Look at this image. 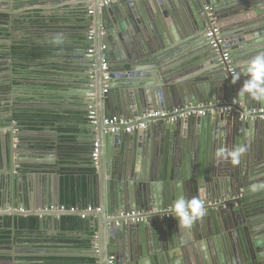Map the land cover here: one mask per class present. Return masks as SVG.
<instances>
[{"label": "water", "instance_id": "95a60500", "mask_svg": "<svg viewBox=\"0 0 264 264\" xmlns=\"http://www.w3.org/2000/svg\"><path fill=\"white\" fill-rule=\"evenodd\" d=\"M69 1L84 0H57L54 3L36 0L29 3V7H36L41 11L48 10L50 13L47 12L44 16L60 18L63 13L59 6H53ZM99 2L100 0H93L88 5L90 7L93 4V14L88 21L91 27L85 29L83 38L92 32L93 39L74 45L75 50L84 56L78 58L86 59V67L91 68L94 76L91 80L81 79L79 86L74 89L79 92L76 93L79 99L78 107L85 109L93 106L96 112V123H88L86 126L91 135L83 144L93 151L88 153L89 157L97 155L96 162L88 166L92 170L91 187L95 197L92 204L97 211L92 214L77 210L60 213L46 211L42 207L32 211H20L9 205L0 209V216L33 217L41 225L50 218L58 220L62 216H84L82 219L94 217L97 249H90L85 253L96 258L97 264H108L110 257L114 258V264H147V260L152 264H182L179 261L182 256L176 251L172 256L178 258L177 261H170L167 259L169 256L151 252L147 235L148 225H151L148 221L150 219L133 221L120 215L140 211L154 214L155 211L172 208L178 197L191 199L202 195L203 199H208L212 194L213 200L219 203H212L210 207L216 208L220 215L213 230L203 227V230L197 232L199 228L196 222L191 229L180 230L177 220L172 216L173 211L168 218L159 213L164 223L168 221L171 228L175 227L178 231L190 235L189 241L183 243L178 237L176 244L172 246L185 248L190 241L205 240V244H213L215 262L211 264H264V226L257 229L261 234L254 235V230H250L254 226L252 223L264 216V191L257 192L254 198L258 199L251 202L248 200L247 203L244 198L239 197L240 189L243 190L242 182L253 178V170H264V119L257 116L253 120L249 118L250 111L264 108V102L248 99L238 103L235 100L237 92L246 77L241 74L240 80L233 84L235 75L230 74V70L236 73L240 71L243 62L258 53H264V0H140L112 3L104 7H99ZM46 4L49 8H43ZM3 5L9 12V3ZM205 7H210L211 10L206 12ZM142 9H147V16L142 17L139 14ZM208 14L215 19L214 22L220 29L230 63L219 61L223 48L215 50L205 38L212 24ZM61 27L62 25H59L58 28ZM90 48H93L94 54L87 57ZM191 49L197 50L189 52ZM172 59L176 60L175 63L168 64ZM102 60L109 65L107 73L110 74V80L106 93H103ZM178 79L185 82V85H176L178 82L174 81ZM115 83L118 92L114 97L107 96L108 90L114 88ZM162 85L167 86V89L164 90ZM88 95L93 99H89ZM218 100L223 102V106L232 108V113L220 111L222 107L217 106ZM200 104L207 106L205 116L181 117L185 112L170 115L175 110L194 108L201 106ZM58 106L63 110V103ZM150 109L164 111L168 115L163 119L149 120L152 122L149 129L138 133L137 136L129 134L134 136H130L126 143L121 139L129 135L111 134L102 124L104 118L112 117L135 120ZM62 112L59 111V114ZM241 114L244 115L243 120L238 119ZM52 117L57 123H61L57 115ZM170 119L172 121H168ZM49 129L50 132L54 131L51 125ZM57 138H60V135H57ZM12 139L14 137L9 141V153L5 151L2 157L6 166L9 160L10 168L17 165ZM203 144L211 147L210 167L213 166L217 170V179L222 178L218 183L208 181L215 185L211 192L203 184L207 181H198L193 174H183L179 168H174L173 172L169 170L171 164L178 166L184 152L189 148L196 153L191 159H194L198 166L201 165L202 156L208 155L203 151ZM120 145L123 148H120ZM221 146H243L245 152L240 163L233 166L217 159L215 153ZM60 148L58 141L53 145L51 154L61 158ZM110 155L118 160H114L113 170L109 172L105 171L103 162L105 157ZM162 156L164 165H168L167 168H163L159 160L156 161V158ZM144 158L153 161L152 165L144 166L148 171L141 175L140 165ZM151 175L159 181L160 188L149 187ZM174 179L184 180V186L179 188ZM248 194L250 192L245 195ZM230 215L234 220V233L242 240L241 249L237 254L232 253V257H228L226 251H220V242L223 239L221 235L224 232L222 224L227 225L225 219ZM226 228L229 229L228 226ZM48 252L37 251V254L39 257H46ZM70 254L72 253L60 249L50 251L52 257ZM191 259L194 261V256L186 257L187 262ZM13 262L17 264L16 260ZM188 264L208 263L202 255L200 261Z\"/></svg>", "mask_w": 264, "mask_h": 264}, {"label": "crops", "instance_id": "0c3cea01", "mask_svg": "<svg viewBox=\"0 0 264 264\" xmlns=\"http://www.w3.org/2000/svg\"><path fill=\"white\" fill-rule=\"evenodd\" d=\"M34 1L36 0H7V2L0 0V8L3 9V11L0 12V198H5L4 205L7 207L10 205V202L11 205L15 206V208L20 211H32L40 209L41 207L43 209H48V207L50 208L56 205L62 206L60 198L62 190L60 180H64V178L71 179L72 176L73 178L85 176L86 171H92L88 168V166L91 163L96 162V160L93 161L92 156L89 157L88 155L89 152L90 154L93 153L92 149L83 144L85 139L91 135V132L86 129V126L88 123H92L88 119V114L90 107L93 106H88L85 109L81 107L79 108V99L76 94L79 92L78 90L74 89L79 86L81 79L88 78L91 80L94 78L91 68L88 66L86 67V59L82 60V58H78L79 56L83 55L76 51V46H74L75 44L81 42L87 43L93 39V37L91 40L88 39L90 32L88 34L86 32V38H83L85 29L87 27H91V24L88 23L90 16L86 12L89 2L93 0H84L80 2L69 1L54 5L53 7L59 6L61 12L63 14H67L65 16L81 11L82 13L85 12L84 22L80 31H75L72 28L75 26L78 27L81 25V23H77V18L70 17V24H61L62 27L60 29L56 28L54 31L51 30L44 33L43 30L40 32L42 36H45L44 39L42 38L41 40L36 39V33H34V30L30 28L28 23L21 22L22 20H27L30 18L34 11L41 12L42 16H44V14L47 15V12L50 13L48 10L41 11L40 9H36V7H29V3ZM39 1H52V3H54L57 0ZM131 1L139 2L140 0ZM123 2H125V0H118L116 4ZM3 3H9V12L6 11L7 7H5ZM43 8H49V6L46 4L43 6ZM263 13L264 12H262V14ZM139 14L142 17L147 16V9H142ZM30 33L32 35H30ZM58 35L62 37L61 43L54 42ZM30 40L31 45L39 43V40L43 42H46V40L49 41V48H44L42 50L47 52V54L49 52L43 61L34 60L32 65L24 68L19 66L20 62L14 61V59H10L8 57H3L8 51L7 48H10L14 45L26 46L27 42ZM196 50L197 49H191L188 51L195 52ZM175 61L176 60L174 59L169 60L168 64H174ZM116 72L121 74V72ZM9 74H14V76L16 75L13 79L14 85L16 87H12L11 89L5 86L6 83L4 80L6 75ZM144 76H146V73ZM53 83L59 84L60 87L58 89L51 87ZM174 83H176L178 86L185 85V82L183 83L180 81V79L175 80ZM113 86L114 88L108 90L107 96L111 95L114 97L118 92L117 83H115ZM162 87L164 90L167 89V86L165 85H162ZM87 97H89V99H93L91 98V95H88ZM12 98L16 99L21 104H25L26 102L29 104L36 103L37 108L26 109L28 111L27 115H34L36 110L43 112L41 116L44 119L50 118L52 115H57L61 121V125L69 126L71 129L75 130L73 135L64 137L58 132H50L49 126L51 124L50 120L48 119V123L40 130H30L20 125L16 121V116H18L20 113L24 114V108H19L16 115L10 118V114L8 113V104ZM60 103H63V110L59 109L60 107L58 105ZM90 103L93 102L90 101ZM217 104L219 107L220 105H223V102L218 100ZM200 105H203L202 107H207L204 106L205 104ZM150 110L157 111L153 109ZM58 111H63V115L61 114V116ZM83 113L85 115H83ZM9 130L12 132H9ZM133 134H136L137 136L138 133ZM12 135L14 137V139H12V144H14L12 149H14L16 152L14 157L17 158L15 162L17 165H15L14 168L9 167V160L7 166L2 160L4 152L6 151L9 153L8 146L9 141H11V138H13L11 137ZM57 135H60V138H57ZM155 135L157 134L155 133ZM130 136L134 135H129L128 137H124V139L121 140L126 143ZM58 141L61 144V152H59L61 154V158H56L51 154L53 145L58 143ZM120 148H123V146L120 145ZM202 148L203 151L208 153V155L202 156L201 165L198 166L194 159H191V156L193 155V157H195L196 153L192 148H189L187 152H184L182 161L179 162L178 166L171 164L169 170L170 172H173L174 168H179L180 172L183 174H193L192 176H195L198 181H207L203 184H205L208 188V191L211 192L213 186L215 185H213L211 182L208 183V181L213 180V182L218 183L220 180H222V178L217 179V170L215 167L213 168V166L210 167L211 162L209 161V156L212 154L211 147L205 146L203 144ZM7 155L9 156V154ZM162 158L163 156L159 159L156 158V161L159 160L161 166L163 168H167L168 165H164ZM114 160L116 162L118 158L111 155L109 157H105V161L103 162L105 171L108 170L110 172L113 170V165H115L113 164ZM151 161L150 158H144L142 160L139 171V173H142L141 175H144L145 172L148 171L147 169H144V166L152 165ZM244 165L247 166V164ZM253 171V178H249L250 180L246 179L247 181H245V183L242 182L243 190L240 189L241 196L239 197L244 198L245 203L249 202L248 200L251 202L252 200L254 201L258 199L254 198L255 195L258 194L257 192L245 195L247 192H249V185L256 182H264V170H261V172H258L257 170ZM205 176L207 178L210 177L211 179H207ZM248 177H250V174ZM224 180L227 179L224 178ZM149 182L150 188H160L161 186L159 181L153 175H151ZM174 183L179 184V188H182L185 184V181L174 179ZM92 185L93 183L88 184V197L86 196V202L84 200L80 202L77 201L75 206L76 209L72 210H77L88 214H92L94 211H97V208L92 204L95 202L94 192H92L91 187ZM76 187L77 186L75 185L74 189ZM207 188L205 191H207ZM262 191L264 190L258 192L262 193ZM207 194L209 195V193ZM211 195L212 194L208 196V199H204L205 208L207 207L206 215L196 221V224L199 228L196 230L197 232L203 230V227H209L213 230L216 228L215 226L218 223L217 219H220V215L217 213L218 210L216 208L210 207L212 203H214V205L219 203L213 200ZM262 195H264V192ZM6 200L9 202L7 203ZM90 208L91 211H89ZM170 210L173 211V208H168L163 211H155L154 214L147 211H140L143 213V220L148 218L150 219L148 221L151 222V225H148L147 233L149 238L148 242L151 246V252L154 254H161V256L165 255V257L169 256L167 259L170 261H177L178 258L172 256L173 252L176 251L180 256H182L179 259L182 264L198 262L201 260L202 255H204V259L208 264H211L213 261L215 262L213 244L209 243L212 246L211 247L210 245L205 244V240H195L194 238L195 241H190L189 245L185 248L172 246L176 244L178 237L183 243L186 240L189 241L190 235L188 233H182L178 231L175 227L171 228V225L168 221L164 223L162 216L159 213L163 212V214L166 215V212ZM157 215L159 216L157 217ZM80 218L82 219V217ZM82 220L84 222V226L82 228H80L78 231L65 232L60 237H58V231L56 230L60 220H54V218L46 220V227H53L54 229L48 228L49 232L45 230L40 231V235L42 236L49 233L52 236V242L49 244L41 243V240L36 239L31 234H22L19 236V238H17V240H15V242L13 241L11 244L10 242L8 244H0V264H14L13 260H16L17 264H47L45 260L51 262L53 259H61L63 260L61 261L63 264L67 263L65 262L67 259L81 260L84 264H97L95 262L96 258H92V255L85 253L90 249H97V247L93 248L95 246L94 243H97V235L95 230L96 220L94 217H88V219L86 218ZM221 221L223 222L222 218ZM225 221L227 223L226 226H228L229 229H227L226 226L222 224L224 232H222L221 235L223 238L220 242V244H222L221 250L219 248L217 249H219L221 252L226 251L227 256L232 257V253L237 254V251L241 249L240 245H242V240L234 233V220H232L231 215L226 218ZM252 225L254 226L250 230H254V235L261 234L259 231H257V229L259 227L261 228V226H264V216L259 218L258 221L252 223ZM90 232H94V235L91 238V248L87 250V248L81 244V241L89 239ZM255 239L258 240L259 238ZM208 241L210 242V240ZM56 249H60V251L72 254L62 255L60 257H52L50 255V251ZM44 250L49 251L47 255L45 254L46 257H39L37 251ZM187 256H194V261L191 259L189 262H187ZM67 264L71 263L68 262ZM147 264L152 263L150 260H147Z\"/></svg>", "mask_w": 264, "mask_h": 264}, {"label": "trees", "instance_id": "16d2710c", "mask_svg": "<svg viewBox=\"0 0 264 264\" xmlns=\"http://www.w3.org/2000/svg\"><path fill=\"white\" fill-rule=\"evenodd\" d=\"M87 13V12H86ZM84 14L85 12H77L73 13L71 15L65 16L67 14H63L62 17L58 18L57 16H51L49 18L44 17L41 15V12L34 11L30 18L27 20H22L21 22H26L29 24L30 28L34 30V33H36L35 36H37L36 39H41L43 36L40 34V32L43 31L44 28H46L48 31H54L56 28L59 27L61 24H70L69 21H71L70 17L77 18V23L79 25L78 27H73V30L80 31L82 24L84 22ZM71 31V29H70ZM32 33V32H31ZM30 33V35H32ZM31 40L27 42V45H14L10 48H7L8 51L4 54L3 57H8L10 59H14V61L20 62L19 66L27 68L28 66L32 65L34 63V60H40L43 61L45 59V56L47 52H44L39 49V46L37 44L31 45ZM57 67V66H54ZM51 87L58 89L60 87L59 84L53 83ZM59 112V111H58ZM24 114H18L16 116V121L24 126L27 129L30 130H40L42 129L47 123L48 120H50V124L53 127V130L55 132H58L59 134L65 136L73 135L74 129H71L69 126L61 125V123H57L56 119H53L54 117H50L47 119L42 118V111L39 112V110L35 111L34 115H27L28 111L24 109ZM54 114V113H53ZM69 114V113H66ZM65 114V115H66ZM63 115V113H62ZM61 115V116H62ZM56 118V117H55ZM92 171L88 170L85 173V176L80 177H74L72 176L71 179H61V203L62 206L66 210H72L76 209V202L77 201H85L88 191V184H92L93 180L90 177V174ZM75 185L77 186L75 189ZM64 187V188H63ZM90 194V193H89ZM87 196V197H86ZM84 209V208H83ZM82 210V209H81ZM58 227L65 233V232H73L78 231L80 228L84 226L83 220L78 216H62L59 219ZM11 225H13V230L11 229ZM38 226L37 219L33 217L23 218V217H5L3 219V226L1 225L0 229V244H8L12 240V235L15 236V239L19 238L22 234H28L30 235ZM92 233V234H91ZM94 232L89 233V239L85 241H81L82 245L89 250L91 248V238L93 237ZM65 241V240H63ZM61 259H53L51 262L45 260L47 264H56V263H62ZM96 261V260H95ZM65 262H69L71 264H84L81 260H71L67 259ZM66 263V264H67Z\"/></svg>", "mask_w": 264, "mask_h": 264}, {"label": "built area", "instance_id": "2783aa9c", "mask_svg": "<svg viewBox=\"0 0 264 264\" xmlns=\"http://www.w3.org/2000/svg\"><path fill=\"white\" fill-rule=\"evenodd\" d=\"M125 1H131V0H125ZM118 2V0H100L99 2V7H104L108 4H112V3H116ZM206 12H209L211 9L210 7H205L204 9ZM89 16H91L93 14V9L90 6L88 8V13ZM208 16L210 17L211 20V29L208 30L206 32L205 38L210 42L211 46L216 50L219 47L223 48L222 51V57L219 61H223L224 63H230L229 61V53L227 49H224V43L222 40V37L220 36V29L218 26H216L215 22H214V18L211 16V14ZM93 37L92 32H90V35L88 36V39L91 40ZM87 56L88 57H92L94 54V50L93 48H90L87 52ZM109 68L108 63L105 60L101 61V71L103 72L102 74V83H103V93L107 92V83L110 80L109 77V73H107V70ZM230 74L231 75H235V73L230 70ZM222 109L220 111H223L225 113H232L233 109L229 108L227 106H223L221 105ZM206 107H202V106H196L194 108L190 107L187 108L185 110H175L172 114L170 115H176L182 112H185V114H181V117H188V116H197V117H202L206 115V111H205ZM211 113H213L212 111H210ZM168 114L165 112H160V111H148L145 115H143L141 118L135 119V120H128V119H124V118H116V117H112V118H104L102 121L103 126H105L107 129L106 131H108L111 134H133V133H140V132H144L146 131L150 124L152 122H149V120H153V119H163L166 118ZM169 115V116H170ZM257 116L259 119H264V108L261 110H253L250 111L249 114V118L251 120H253V118ZM88 119L92 122V123H96V112L94 110L93 107H90L89 110V114H88ZM239 120H243L244 119V115H239L238 117ZM168 121H172L171 119ZM97 159V155L93 154V160L95 161ZM214 205V204H213ZM212 206V204L210 205ZM46 211H53V212H66L68 210H66L63 206H57V207H50L49 209H46ZM71 211V210H70ZM91 211V208L90 210ZM173 213V212H172ZM171 210L169 211V213H166V217H170V215L172 214ZM143 213L142 212H131L128 214H121L120 217L123 218H128L133 221H140L143 220ZM84 216H82L83 218ZM94 247H97V243H94ZM108 264H114V258L110 257L108 260Z\"/></svg>", "mask_w": 264, "mask_h": 264}, {"label": "clouds", "instance_id": "9594fccd", "mask_svg": "<svg viewBox=\"0 0 264 264\" xmlns=\"http://www.w3.org/2000/svg\"><path fill=\"white\" fill-rule=\"evenodd\" d=\"M55 43H61L62 37L57 36ZM243 74L246 78L243 80L236 96V101L239 103L243 100H253L256 102H264V53H258L251 59L245 61L240 66V71L235 73V79L232 83L235 84L240 80ZM245 152L243 146H234L232 148L221 146L216 150V157L238 165L241 156ZM264 190V182H256L249 185L248 191L256 193ZM173 208V217L177 220L180 230H188L194 223L206 215L205 203L202 195L194 196L191 199L178 197L175 203L171 206Z\"/></svg>", "mask_w": 264, "mask_h": 264}, {"label": "flooded vegetation", "instance_id": "af4514ba", "mask_svg": "<svg viewBox=\"0 0 264 264\" xmlns=\"http://www.w3.org/2000/svg\"><path fill=\"white\" fill-rule=\"evenodd\" d=\"M47 18H49V17H47ZM43 30H44V33H46L48 31L46 28H44ZM44 37L45 36H43V39H44ZM40 40H39V43H37L38 46H39V49L40 50H43L44 48L45 49H48L49 48V44H48L49 41L46 40V42H43V41H40ZM15 76H14V74H12V75L11 74L6 75V77L4 78L5 83H6V85H5L6 87H8L10 89L12 87H16L14 85V80H13ZM10 95H11V93H10ZM19 108H24V109H28V108L31 109V108H33L34 109V108H37V105H36V103H30L29 104L27 102L25 104H21L16 99L12 98L10 100L9 104H8V113L10 114V118L11 117H14V115H16V113L18 112V109ZM4 200H5V198L4 199H2V197L0 198V209L2 207H5L6 206V205H4V203H5ZM6 202H7V200H6ZM9 204H10V207H14L15 208V206L11 205L10 202H9ZM5 217L15 218V216H13V215H3V216H0V229L2 228L1 225L3 226V219ZM48 228L49 229H52L53 227H51V228L50 227H46V223H44L43 225L38 224L37 228L31 233V235H33V237H35L36 239L41 240L40 241L41 243H43V244H49V243L52 242V238H51L52 236L49 233H47L46 235H42V236L40 235V231H44L45 230V231H48L49 232V229ZM11 229L13 230V225H11ZM56 230L58 231V235H59V236L57 235L58 237H60L64 233L59 227H57ZM15 240H16L15 239V236L12 235V240H11L10 244L13 243V241L15 242Z\"/></svg>", "mask_w": 264, "mask_h": 264}, {"label": "rangeland", "instance_id": "374dc122", "mask_svg": "<svg viewBox=\"0 0 264 264\" xmlns=\"http://www.w3.org/2000/svg\"><path fill=\"white\" fill-rule=\"evenodd\" d=\"M88 8H89V6H88ZM88 8H87V13H88ZM93 9V8H92Z\"/></svg>", "mask_w": 264, "mask_h": 264}, {"label": "bare ground", "instance_id": "6f19581e", "mask_svg": "<svg viewBox=\"0 0 264 264\" xmlns=\"http://www.w3.org/2000/svg\"><path fill=\"white\" fill-rule=\"evenodd\" d=\"M163 213V212H162ZM156 217V216H155ZM92 234V233H91Z\"/></svg>", "mask_w": 264, "mask_h": 264}]
</instances>
